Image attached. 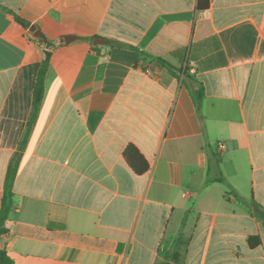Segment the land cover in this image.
Listing matches in <instances>:
<instances>
[{"label": "crops", "instance_id": "1", "mask_svg": "<svg viewBox=\"0 0 264 264\" xmlns=\"http://www.w3.org/2000/svg\"><path fill=\"white\" fill-rule=\"evenodd\" d=\"M199 5L0 0V204L20 155L0 239L12 264H264V0Z\"/></svg>", "mask_w": 264, "mask_h": 264}, {"label": "trees", "instance_id": "2", "mask_svg": "<svg viewBox=\"0 0 264 264\" xmlns=\"http://www.w3.org/2000/svg\"><path fill=\"white\" fill-rule=\"evenodd\" d=\"M208 6V5H207ZM200 9L202 8L201 0H200ZM204 9V8H202ZM49 65V56L46 57L44 62L42 63L37 77L35 81V85L33 88V102H32V111L30 115V119L27 124V131L25 135V139L27 138L31 128L33 127L41 105V101L43 98L44 91V78ZM201 98V94L199 95ZM20 160V155H16L12 161L10 162L7 174H6V182L3 197L0 204V239L2 236L6 235L8 230L5 228V223L8 219V215L10 213L12 207V186L13 181L15 179L18 163ZM124 160L127 163L128 167L136 174L142 175L148 170V164L143 156L139 153V151L134 146H129L124 153ZM214 165L216 168L219 167V158L215 152H212V158ZM210 168L208 167V171ZM219 181V180H218ZM255 209V215H258L264 220V212L261 211V208L258 204L252 203ZM0 264H12L11 259L7 256V254L0 249Z\"/></svg>", "mask_w": 264, "mask_h": 264}, {"label": "water", "instance_id": "3", "mask_svg": "<svg viewBox=\"0 0 264 264\" xmlns=\"http://www.w3.org/2000/svg\"><path fill=\"white\" fill-rule=\"evenodd\" d=\"M30 31L34 34L35 37L37 38H40L41 40H43L44 43H47V39H46V36L41 32L40 28H38L37 26H31L30 27ZM76 37L74 36H64L62 39H61V43H65V44H68L70 43L71 41L75 40ZM104 43L103 40H95V44H102ZM46 56H49V52L47 51L46 52Z\"/></svg>", "mask_w": 264, "mask_h": 264}, {"label": "built area", "instance_id": "4", "mask_svg": "<svg viewBox=\"0 0 264 264\" xmlns=\"http://www.w3.org/2000/svg\"><path fill=\"white\" fill-rule=\"evenodd\" d=\"M220 149H223V145L222 144H219L218 146Z\"/></svg>", "mask_w": 264, "mask_h": 264}]
</instances>
